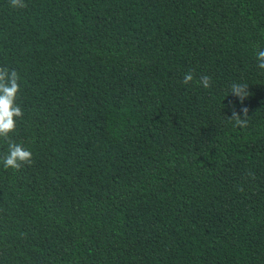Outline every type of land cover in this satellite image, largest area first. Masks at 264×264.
<instances>
[{"label":"trees","instance_id":"16d2710c","mask_svg":"<svg viewBox=\"0 0 264 264\" xmlns=\"http://www.w3.org/2000/svg\"><path fill=\"white\" fill-rule=\"evenodd\" d=\"M24 3L0 0L32 153L5 169L0 138V264H264V0Z\"/></svg>","mask_w":264,"mask_h":264},{"label":"clouds","instance_id":"9594fccd","mask_svg":"<svg viewBox=\"0 0 264 264\" xmlns=\"http://www.w3.org/2000/svg\"><path fill=\"white\" fill-rule=\"evenodd\" d=\"M10 6L24 8L27 5L24 0H9ZM258 67L264 69V50L256 54ZM19 75L16 70L9 71L0 68V138L8 141V153L3 157V167L5 169L19 170L24 165L32 163V153L23 147L22 144L12 142L9 134L16 130V119L23 115L22 109L16 104L17 95L20 90ZM193 80L191 72L185 74L182 83L188 84ZM210 77L207 75L200 78V84L204 88L210 87ZM247 84H232L230 92L236 96L241 103L247 97ZM248 109L242 107L240 113L233 111L232 118L236 125L243 127L247 122Z\"/></svg>","mask_w":264,"mask_h":264}]
</instances>
